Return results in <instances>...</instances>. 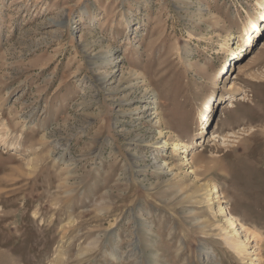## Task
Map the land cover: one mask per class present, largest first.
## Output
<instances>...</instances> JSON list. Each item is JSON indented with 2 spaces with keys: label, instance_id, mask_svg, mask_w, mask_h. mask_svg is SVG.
<instances>
[{
  "label": "rangeland",
  "instance_id": "rangeland-1",
  "mask_svg": "<svg viewBox=\"0 0 264 264\" xmlns=\"http://www.w3.org/2000/svg\"><path fill=\"white\" fill-rule=\"evenodd\" d=\"M263 8L0 0V264H264Z\"/></svg>",
  "mask_w": 264,
  "mask_h": 264
},
{
  "label": "bare ground",
  "instance_id": "bare-ground-1",
  "mask_svg": "<svg viewBox=\"0 0 264 264\" xmlns=\"http://www.w3.org/2000/svg\"><path fill=\"white\" fill-rule=\"evenodd\" d=\"M264 12V8H263V10L261 11V13H263ZM264 18V17H263ZM264 20V19H263ZM254 28V27H253ZM253 32H255L256 33V35H258V33L260 32V27L258 26L257 28H256V30H254V29H252V33ZM253 43V40L250 42V45ZM230 77H231V75H230Z\"/></svg>",
  "mask_w": 264,
  "mask_h": 264
}]
</instances>
